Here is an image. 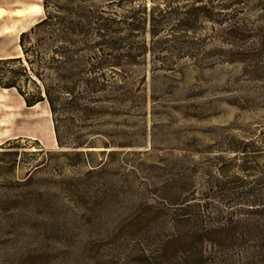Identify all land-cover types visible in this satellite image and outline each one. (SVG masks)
<instances>
[{
    "label": "rangeland",
    "instance_id": "rangeland-1",
    "mask_svg": "<svg viewBox=\"0 0 264 264\" xmlns=\"http://www.w3.org/2000/svg\"><path fill=\"white\" fill-rule=\"evenodd\" d=\"M180 1L215 5L222 26L202 22L191 57L145 56L133 147L82 161L0 117V264H264V0ZM19 34H0V57L20 55ZM6 99L52 127L45 102Z\"/></svg>",
    "mask_w": 264,
    "mask_h": 264
},
{
    "label": "trees",
    "instance_id": "trees-1",
    "mask_svg": "<svg viewBox=\"0 0 264 264\" xmlns=\"http://www.w3.org/2000/svg\"><path fill=\"white\" fill-rule=\"evenodd\" d=\"M42 8L18 36L20 55L0 57V88L14 90L26 107L45 102L56 146L82 161L95 149L133 147L129 119L145 115L139 66L147 54L161 62L167 54L191 57L201 23L223 22L215 5L195 1L42 0ZM233 26L217 34L229 35ZM113 116L123 119L104 121Z\"/></svg>",
    "mask_w": 264,
    "mask_h": 264
},
{
    "label": "bare ground",
    "instance_id": "bare-ground-1",
    "mask_svg": "<svg viewBox=\"0 0 264 264\" xmlns=\"http://www.w3.org/2000/svg\"><path fill=\"white\" fill-rule=\"evenodd\" d=\"M41 13L42 7L39 3L22 2L21 4H11L10 2L9 5L7 4L4 7L0 6V33L8 36L18 35L22 31L28 29L35 15H41ZM10 103H13L11 99H6L4 101V104H7V108L0 109V117H3L7 112L9 121L12 122L11 124L13 126L18 122H23L30 130H35L42 134L47 132L53 133L50 121L45 117H34L29 114L26 117H22L21 115H17L19 108L15 105L11 106ZM11 124L8 125L11 126ZM2 125L3 124H1V126Z\"/></svg>",
    "mask_w": 264,
    "mask_h": 264
},
{
    "label": "crops",
    "instance_id": "crops-1",
    "mask_svg": "<svg viewBox=\"0 0 264 264\" xmlns=\"http://www.w3.org/2000/svg\"><path fill=\"white\" fill-rule=\"evenodd\" d=\"M12 1V0H11ZM12 3H14V1H12ZM1 34V33H0ZM2 35V34H1ZM12 54H3L1 57H5V56H10Z\"/></svg>",
    "mask_w": 264,
    "mask_h": 264
}]
</instances>
